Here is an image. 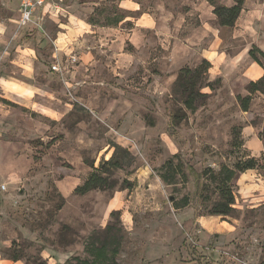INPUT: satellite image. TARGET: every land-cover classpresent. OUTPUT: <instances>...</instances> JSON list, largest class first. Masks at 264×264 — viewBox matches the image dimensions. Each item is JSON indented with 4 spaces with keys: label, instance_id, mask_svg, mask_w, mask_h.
I'll use <instances>...</instances> for the list:
<instances>
[{
    "label": "rangeland",
    "instance_id": "374dc122",
    "mask_svg": "<svg viewBox=\"0 0 264 264\" xmlns=\"http://www.w3.org/2000/svg\"><path fill=\"white\" fill-rule=\"evenodd\" d=\"M4 1L0 20L9 23ZM72 1L66 10L92 26L89 37L60 50L57 27L34 20L23 39L41 49L38 68L29 80L13 71L23 92L0 84V264L84 258L85 240L117 218L118 264H264V81L250 90L264 77L259 53L262 76L246 74L250 51L264 52V0H247L233 27L219 25L214 7L234 0H132L137 12L123 0ZM142 14L149 24L140 28ZM204 59L212 89L192 112L177 80ZM239 97L250 98L248 111ZM114 144L134 157L115 172V189L77 194ZM170 159L173 184L160 177ZM249 159L256 168L233 181L234 211L213 215L220 195L211 186L200 199L199 175L209 182L211 171ZM185 197L190 205L178 209Z\"/></svg>",
    "mask_w": 264,
    "mask_h": 264
},
{
    "label": "trees",
    "instance_id": "16d2710c",
    "mask_svg": "<svg viewBox=\"0 0 264 264\" xmlns=\"http://www.w3.org/2000/svg\"><path fill=\"white\" fill-rule=\"evenodd\" d=\"M247 0H234V5L227 6H215L214 14L217 17L218 23L223 27H233L237 22L240 14L243 10L244 3ZM256 53H259L264 58V52L254 47L250 51V56L253 62L258 63L263 67ZM212 68L210 62L206 59L196 69L189 68L183 69L178 77L177 86L184 97L185 107L195 112L197 109V103L200 99L206 95L201 93L203 88H211L212 84L207 81V74ZM264 81V77L257 82L250 84V90L253 92L259 91L258 86ZM242 108L244 111H248L250 98L242 99ZM182 119L179 115H174L171 119V124L176 125L180 123ZM169 128V132H170ZM170 135L174 136V131L170 132ZM114 153L108 161H104L100 168L88 177V179L76 189V193L79 195H86L89 192L104 190H113L116 187L117 181L114 179V174L118 170H127L133 163L134 157L127 150L120 145L114 144ZM176 157V156H175ZM177 158V157H176ZM256 168L255 159H249L248 161L238 163L234 169L224 166L221 171L215 175L212 171L209 182L204 179L202 175H199L197 181V196L202 199L206 190L211 186H214L220 195V200L215 203L212 214L218 216H230L234 211V205L236 200L235 185L233 181L237 178L238 174H242L247 170H253ZM164 173H161V178L168 184H173V174H175L174 160H168L167 164L162 169ZM207 171L205 174H207ZM125 184H130L129 181H124ZM131 186V184H130ZM130 188V187H129ZM191 203L189 197H185L180 203H177V208H185ZM117 212H113L111 217L116 219ZM124 240L123 225L119 218L116 222H111L107 227L100 232H94L91 234L84 243L85 257L73 256L69 258L65 264H118V257L121 253V248ZM18 261V258L14 259Z\"/></svg>",
    "mask_w": 264,
    "mask_h": 264
},
{
    "label": "crops",
    "instance_id": "0c3cea01",
    "mask_svg": "<svg viewBox=\"0 0 264 264\" xmlns=\"http://www.w3.org/2000/svg\"><path fill=\"white\" fill-rule=\"evenodd\" d=\"M65 2L66 0H50L47 5L43 9L37 11L34 16L35 21L39 18L42 19L48 31L51 30L50 27L52 25L57 27L56 39L58 43L62 44L60 50H65L66 48L69 50V44L72 40L85 39L89 37V34L92 32V26L87 21L67 12ZM72 3L73 8L77 7L75 0H73ZM121 3L122 7L126 10L133 12L140 10L138 4L134 3L132 0H123ZM3 5H6L9 9H13L14 17L8 19L9 23L5 20H0V59L2 60L0 61V84L10 86L13 90L23 92L22 83H24V81L13 76V71L19 66L21 68V76H23L25 80H29L33 76L35 66L38 68L36 61L38 60L39 52L41 53V49H38L36 44L33 43L34 38L28 40L23 39V36H26L24 31L27 32L28 30L32 32L34 30V25L29 24L23 27V32L21 31V33L19 32V34L15 36L14 31H16L17 25L20 27L22 16L20 0H5ZM64 18L66 19L65 22L62 21ZM147 18V14H142L136 21V24H138L137 26L143 28L145 26L144 24H146V22L148 23V21H146ZM30 35H27V37ZM12 38H14L12 41L13 43L8 45V42L12 40ZM38 39L39 42L43 41V37L39 34ZM18 42L20 45H18ZM44 44H46V42ZM246 74L261 77L262 71L257 63L252 62ZM0 89H3V87L0 86Z\"/></svg>",
    "mask_w": 264,
    "mask_h": 264
},
{
    "label": "built area",
    "instance_id": "2783aa9c",
    "mask_svg": "<svg viewBox=\"0 0 264 264\" xmlns=\"http://www.w3.org/2000/svg\"><path fill=\"white\" fill-rule=\"evenodd\" d=\"M50 0H20L21 20L20 26H27L34 21V16L40 9H43ZM58 71V66H53Z\"/></svg>",
    "mask_w": 264,
    "mask_h": 264
}]
</instances>
